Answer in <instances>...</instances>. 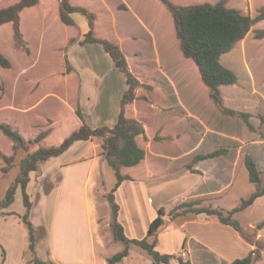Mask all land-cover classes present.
I'll use <instances>...</instances> for the list:
<instances>
[{"label":"rangeland","instance_id":"obj_1","mask_svg":"<svg viewBox=\"0 0 264 264\" xmlns=\"http://www.w3.org/2000/svg\"><path fill=\"white\" fill-rule=\"evenodd\" d=\"M16 1L18 0H3L0 6ZM55 1L57 0H42L44 4L39 9L30 11L21 19V27L28 35L31 47L36 52L42 49L38 52L37 59L31 49L26 51L24 46L14 44L12 23L0 26V49L12 62L11 68L0 66V82L3 84V89L0 90V122L11 123L26 139H33L40 131H53L43 141L19 148L7 173L2 171L6 163L0 155V200L18 175L20 162L28 153L36 150L39 144L50 146L60 143L78 127L74 111L81 90L75 77L72 74L66 75L65 53L69 61V56L78 59L77 63H84L89 59L90 65L98 70L109 68L112 63V58L99 43H91L87 50L73 44L65 46L71 36L80 35L81 38L89 30L88 19L76 11L72 15L76 25H64L59 18ZM125 1L130 10H125L127 7L121 0H71L73 5L86 7L95 13L94 35L120 44L131 71L140 79L156 85L152 91L138 88L141 89L139 96L138 89L136 92L137 100L133 110L137 109L146 118L144 123L148 137L147 140L142 137L139 139L140 145L148 151L141 166H150L144 173L131 167L124 171L122 169L125 174L142 178L125 182L117 193L116 200L122 206L119 220L127 230L126 235L130 238H144L160 207L166 206V225L157 237V249L162 253L176 252L175 254L189 259L192 264H230L239 258L235 256L246 247L242 257L253 251L254 256H258L253 264H264V227L260 226V222L264 220V195L236 215L245 238L232 226L220 223L214 215L199 214L196 215L197 220L191 222V228L196 231L195 237L204 238L209 234L211 245L219 244L214 240L222 242L228 256L221 251H208L204 245L191 239L190 232L184 228L177 227L173 231L170 227L174 221L185 216H170L172 209L182 210L183 203L200 201L201 205L229 210L238 205L242 198H247L256 191L258 186L250 181L244 162L247 154L255 159L264 180V39L255 37L256 29H264V20L257 23L245 39L221 58L239 76L238 84L222 87L225 105L249 112L253 130L241 117L223 113L210 99L197 66L191 59L185 58L179 48L174 20L166 6L160 0ZM172 1L190 5L216 3L219 0ZM226 4L255 16L264 7V0H227ZM44 30L47 33L43 39ZM153 35L161 47L171 38L169 47L165 46L170 52L161 54L157 51ZM98 46L103 50V55L96 50ZM159 54L163 63L171 59L168 65H172V70L169 71L170 67L167 70L172 82L168 78L165 81V78L161 80L154 76ZM180 70L184 79V106H181L178 96L169 88L171 85L174 87V83L180 91ZM145 95L151 98L146 101ZM95 141L100 144L102 142L100 138ZM218 148L227 149V153L199 162L193 161L197 154H206ZM100 151L98 148V154ZM0 152L14 154L13 142L1 132ZM67 155L63 158L67 159ZM45 162L30 173L27 186V192L36 205L42 193L48 192L59 178L44 175ZM189 165L192 167L190 170L187 169ZM47 168L54 170L53 163L47 165ZM93 181L96 186L98 181ZM115 183L116 175L112 170L111 175H105V185L112 189ZM103 190L104 182L101 181L97 191L93 192L103 203L101 210L104 212L109 211L110 206L105 196L108 191ZM4 210L17 215H3L0 212V264H27L35 256L46 257L47 242L43 237L47 234V228L36 227L39 217L37 207L36 214L30 215V219L36 228L39 251L33 254L29 249L28 228L18 216L26 212L21 187L15 193L14 202ZM101 226L106 253L112 256L121 251L123 243L114 239L112 231L103 222ZM183 232L186 238L184 247ZM103 249L104 246L98 253L99 258L102 257ZM231 254L235 255L229 258ZM99 264H103L102 260ZM118 264L153 263L144 251L134 246L130 249L129 256ZM168 264L179 262L173 259Z\"/></svg>","mask_w":264,"mask_h":264},{"label":"trees","instance_id":"obj_2","mask_svg":"<svg viewBox=\"0 0 264 264\" xmlns=\"http://www.w3.org/2000/svg\"><path fill=\"white\" fill-rule=\"evenodd\" d=\"M3 0H0V3ZM168 9L174 20L176 37L179 48L183 56L191 59L198 68L200 79L207 87L210 99L225 114L231 116H239L247 124L250 129L254 130V125L250 121L251 114L245 111H238L225 105V98L222 91L223 86L236 85L239 83V76L231 67L225 65L221 58L226 53L231 52L235 46L246 38L253 27L264 20V7L260 8L257 15L252 16L250 13H244L241 9L227 6V0H219L216 3L204 2L190 5H181L172 0H160ZM58 13L61 22L66 26H75L76 22L73 13L78 11L85 15L88 19L89 30L83 33V37L71 36L68 44L65 46L79 43L86 45L89 43H99L103 49L110 55L115 68L123 72L126 76L128 88L124 92L120 101V112L117 122L113 126L91 127L84 119L79 103L74 111L80 119L81 124L75 130L71 131L60 143L56 145L46 146L39 144L38 148L27 154L20 162V170L15 180L8 187L5 196L0 200V212L3 215L16 214L12 211H5L15 200V193L18 187H21L23 194V202L26 212L18 215L28 228L29 232V249L35 254L37 246V238L35 235L36 228L30 219V212L33 202L27 192V186L30 181V173L37 170L40 165L48 161L52 157H56L67 151L70 146L80 140H95L100 138V155L112 167L116 175L115 186L106 193V198L111 208L110 228L116 241L123 243V249L107 258L108 264H118L130 254V249L134 246L144 251L152 260L153 264H168L173 259L179 264H192L189 259H184L175 253H162L157 249L158 233L166 225L164 218L165 207L161 206L156 217L151 221L147 235L144 238H130L126 235L125 228L119 220L120 204L116 200L115 192L125 180H132V176L123 173L122 169L126 167H135L142 163L147 157V150L142 147L138 138L148 139L145 123L143 120L127 115V107L137 99V89L145 88L153 90L154 85L141 80L135 75L128 64L124 50L120 44L94 35V26L96 15L86 7L75 6L71 0H57ZM42 0H18L7 6H0V26L12 23L14 29V44L24 46L26 51L30 49L37 54L36 49L31 47L29 37L21 27V19L23 16L39 9L43 5ZM37 11V10H36ZM46 31H49L46 29ZM42 34L45 38L46 32ZM255 37L264 39V29H256ZM63 46V45H62ZM61 46V47H62ZM66 65V75L74 76L77 79L75 68L64 55ZM0 66L8 69L12 67L11 60L3 54L0 49ZM72 72V73H71ZM74 74V75H73ZM3 84L0 82V90ZM0 132L13 142V155L1 154L5 161L2 167L4 173L9 172L13 165L15 153L21 147H28L32 143H39L53 134L49 129L40 131L33 139H26L20 130L8 122H0ZM172 138V136H169ZM157 140V138H156ZM227 153V149L218 148L206 154H197L193 161L214 158ZM245 166L249 172V178L252 183L258 186V189L251 193L247 198H242L240 203L235 207L225 210L221 207L212 205H201L200 201L183 203L182 210L170 212V216L187 215L194 213L196 215L205 214L207 216L214 215L220 223L232 226L242 237L245 238L243 227L236 215L250 207L257 198L264 195V180L261 171L258 169L255 159L247 154L245 156ZM187 169H192L189 165ZM195 171V170H193ZM199 205V206H194ZM17 215V214H16ZM260 226L264 227V220L260 222ZM186 241V238L183 242ZM254 252H250L244 257L234 259L230 264H253L258 256H254ZM39 257H34L27 264H49Z\"/></svg>","mask_w":264,"mask_h":264},{"label":"crops","instance_id":"obj_3","mask_svg":"<svg viewBox=\"0 0 264 264\" xmlns=\"http://www.w3.org/2000/svg\"><path fill=\"white\" fill-rule=\"evenodd\" d=\"M121 1L125 3L127 7L125 10H130L129 4L125 0ZM143 21L145 22V20ZM148 28L151 29L150 26H148ZM152 39L153 41L156 40V36L153 35ZM170 42L171 38L170 41L165 42L163 47H161L156 40L157 51L161 52V54L170 52L168 48H165V46L169 47ZM90 44L91 43L80 45L79 43H74L73 46H81L83 47V50H87L91 47ZM102 49L99 46L96 48V50L103 55L104 49ZM69 59L76 70L79 89L81 90V93L78 96V103L85 121L91 127L104 125L113 126L117 122L121 109V98L128 88L124 73L120 74L121 72H116L118 69L115 68L113 60L109 68L104 70L103 68H100L101 71L97 68H93V66L90 65L91 63L89 62V59H84V63H77L76 61L78 59H75L74 57L69 56ZM170 60L171 59H169L167 63H163L161 55L159 54L157 63L158 68L154 73V76H158L161 80H163L162 78H165V81L168 78L172 82L167 70V67H170L169 71L172 70V65H168ZM143 77L146 78L145 75ZM141 80L145 81L143 78H141ZM183 80L182 70H180V91L178 86L174 85V83V87H172V85L169 87L174 91L175 95L178 96L181 106H184V92L182 91ZM155 86L156 85H154V88ZM140 90L141 89H138V96ZM149 98L151 97L145 95L144 100L148 101ZM136 100L128 105L127 115L144 121L146 118L140 115L137 109L133 110V107L135 108L134 104ZM164 110H166L165 107ZM75 118L78 121L79 127L81 121L77 116H75ZM139 139L140 137L138 138V142ZM98 148L100 149V143L95 140L76 141L67 151L59 156L52 157L45 162L43 166L45 171L44 175L51 177L58 176L59 178L48 192L42 193L43 195H41L40 200H37V205L33 202L30 212L31 216H33L34 213L36 214L35 207H37L39 217L36 227L46 226L47 228V234L43 237L47 242L46 257L38 256L40 259L53 262L54 264H99L100 260H102L103 264H107V258L111 255L107 254L105 251V239L101 232V225L103 222V224L111 230V208L109 211L103 212L101 210L103 203L98 196L94 194L93 190L97 191L101 181L104 182V192L111 190L110 187L105 185V175H111L113 169L104 157L98 154ZM144 148L146 149V147ZM65 155H67V159L63 158ZM51 163H53L54 170H49L47 168V165H50ZM142 163L135 167H131V169H138L141 173H144L146 168L148 169L150 165L146 164L145 166H141ZM126 169L127 167L124 168L123 171ZM126 174L132 176V181L142 179L139 178L138 175L130 173ZM94 179L98 181L96 185L97 187L94 186ZM127 181L130 180H125L116 191V199H118L117 193L119 189H121ZM190 190L191 189H189V191ZM103 200H106V198H103ZM106 201L108 202V200ZM148 201L151 202L150 200ZM121 211L122 206L120 205L119 215L121 214ZM195 220H197L196 214H187L174 221L170 227H172L173 231L176 230L177 227H182L184 230L190 232L191 239L204 245L208 251H214L217 253H219L218 251H221L228 256L227 252H224L222 242H216L214 240L215 243L219 244L214 246L211 245V237H209V234H206L204 238L194 236L196 231H194L190 225L191 222H194ZM125 232L127 234L126 228ZM182 238L185 239L184 232ZM240 243L244 245V243ZM103 246L102 257L99 258L98 253ZM37 250L36 246V252ZM245 250L246 247H244L243 251L238 253L235 257L241 258L243 256L242 253ZM234 255L235 254H231L229 258ZM20 264H23V262Z\"/></svg>","mask_w":264,"mask_h":264},{"label":"built area","instance_id":"obj_4","mask_svg":"<svg viewBox=\"0 0 264 264\" xmlns=\"http://www.w3.org/2000/svg\"><path fill=\"white\" fill-rule=\"evenodd\" d=\"M151 201V199H149Z\"/></svg>","mask_w":264,"mask_h":264}]
</instances>
